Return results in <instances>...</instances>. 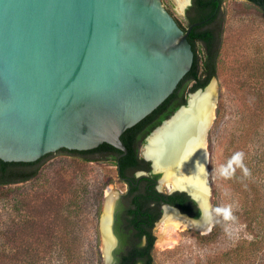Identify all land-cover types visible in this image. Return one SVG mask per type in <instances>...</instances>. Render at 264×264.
I'll list each match as a JSON object with an SVG mask.
<instances>
[{
	"label": "water",
	"instance_id": "95a60500",
	"mask_svg": "<svg viewBox=\"0 0 264 264\" xmlns=\"http://www.w3.org/2000/svg\"><path fill=\"white\" fill-rule=\"evenodd\" d=\"M201 23L185 31L163 0H0V158L35 162L67 153L62 148L91 150L103 143L126 155L122 134L157 109L191 70L195 52L188 35ZM214 81L190 92L186 104L147 136L145 147ZM144 156L161 181L164 173ZM176 190L188 193L201 215L165 207L205 221L198 230L210 232V195L204 209L189 190L170 191ZM115 204L116 198L114 210ZM111 231L116 244L105 254L107 264H114L118 244L113 224Z\"/></svg>",
	"mask_w": 264,
	"mask_h": 264
},
{
	"label": "rangeland",
	"instance_id": "374dc122",
	"mask_svg": "<svg viewBox=\"0 0 264 264\" xmlns=\"http://www.w3.org/2000/svg\"><path fill=\"white\" fill-rule=\"evenodd\" d=\"M163 2L187 26L189 0ZM223 11L222 51L218 74L213 77L217 104L207 134L206 170L214 222L208 233L195 228L183 230L173 247L155 244V264H220L225 252L242 239H251L244 214L247 201L235 189L231 175L237 153L241 152V166L255 165L252 175L259 181L264 199L261 134L256 143L245 148L248 143L240 137L245 135L246 126L240 123L239 103L248 98L251 83L244 65L254 59L264 43V11L248 0H224ZM126 189L111 162L53 153L41 163L35 178L0 186V264H107L101 219L108 190L119 199ZM162 190L167 191V187ZM215 224L219 230L211 237Z\"/></svg>",
	"mask_w": 264,
	"mask_h": 264
},
{
	"label": "trees",
	"instance_id": "16d2710c",
	"mask_svg": "<svg viewBox=\"0 0 264 264\" xmlns=\"http://www.w3.org/2000/svg\"><path fill=\"white\" fill-rule=\"evenodd\" d=\"M250 2L264 11L263 0H250ZM222 3L223 0H195L194 7L198 9V13L195 17L188 19L187 26H184L175 17L185 31L192 24L202 22L200 25L194 26L188 35L195 52L193 66L175 91L157 109L122 134L121 139L128 150L126 155L120 157L123 151L108 143H103L91 150L80 151L62 148L58 151L76 155L84 161L111 162L119 167L122 176L134 173L140 168L150 170V162L144 160L139 153L144 138L181 105L186 104L188 93L206 87L212 78L218 74L224 34V11L222 15L220 14ZM244 67V72H249L251 83L247 89L248 98L239 101L242 112L240 123L246 126L245 135L240 139L248 143L245 147L247 148L249 143H256V137L261 134L260 150L263 153L261 161L264 163V43L258 48L254 59ZM156 119L157 121L154 123L153 121ZM244 150V148H238V151L247 152ZM240 154L241 152L237 153L236 163L231 165V175L234 178L235 189L240 192L243 199L246 198L247 205L244 206V214L247 216L246 226L252 237L251 239H242L231 251L225 252L223 254L224 259L220 264H227L228 262L229 264H264V199L263 195H260L262 188H260L259 181L254 180L252 175L255 165L246 161L248 164L244 163L241 166L239 164L242 160L239 157ZM52 155L53 153H48L35 162H8L0 158V186L26 182L35 178L40 171L43 160ZM158 176L142 177L139 181V187H133L140 190L141 193L134 199L135 208L130 210L133 216L130 219V224L137 231L139 238L144 235L148 236V244L143 247L134 246L127 255L123 256V259H120L118 264H135L138 260H142L145 264H155L154 255L151 252L154 246V237L151 236L145 218L161 203L165 202L177 206L184 213L194 217L200 215L196 202L187 193L164 194L159 192L152 182L153 178ZM132 179L136 181L134 175ZM158 216L157 214L156 219ZM217 230H219V226L215 224L210 236L214 237L218 232ZM145 257H147L146 260H144Z\"/></svg>",
	"mask_w": 264,
	"mask_h": 264
},
{
	"label": "bare ground",
	"instance_id": "6f19581e",
	"mask_svg": "<svg viewBox=\"0 0 264 264\" xmlns=\"http://www.w3.org/2000/svg\"><path fill=\"white\" fill-rule=\"evenodd\" d=\"M216 104L217 83L214 81L204 91L194 94L189 106L155 131L144 148V154L153 159L155 169L164 173L161 187L189 190L201 201L204 209L208 208L210 195L206 170L207 134L214 119ZM114 195L113 191L108 190L101 220L104 252L107 256L116 244L111 231L116 198ZM204 222L194 221L181 215L177 209L166 207L158 223L157 245L162 248L173 247L183 230L199 229Z\"/></svg>",
	"mask_w": 264,
	"mask_h": 264
},
{
	"label": "flooded vegetation",
	"instance_id": "af4514ba",
	"mask_svg": "<svg viewBox=\"0 0 264 264\" xmlns=\"http://www.w3.org/2000/svg\"><path fill=\"white\" fill-rule=\"evenodd\" d=\"M194 1L195 0H192V2L190 3V6L187 8V18L188 19H191V18L195 17L197 15V13H198V9L196 7H194ZM248 1L250 2V0H248ZM223 4H224V0H223V3L221 4V7H220V14L221 15H222V12H223ZM188 95H189V93H188ZM155 121H157V119L154 120L153 122L155 123ZM147 136L144 138V141L140 145V150H139L140 152L139 153H140V156L144 160L150 162V170H145L144 168H140V169L136 170L134 173H129V174L125 175V176H122L120 174L119 167L117 165H115L117 167L119 178L121 179V181H123L124 183L127 184V189H126L125 192H123L120 195L119 199H116V204H115L113 229H114V233H115V235H116V237L118 239V244H117V246L115 247V249L113 251L114 264H118L120 262V259H123V256L127 255L129 253V251H131L133 249L134 246L143 247V246L148 244V236L144 235L143 237L139 238L138 235H137V231L130 224V219H132V217H133L132 214L130 213V210L135 208V206L133 205L134 199L139 193H141L140 190L134 189L133 187H135V188L139 187L140 179L142 177H151L152 178L154 175H159L157 178H153V181H152L154 183L156 189L159 192L164 193V194H173L175 192H184V191H179V190L171 192L170 191L171 189H169V188H167V191H163L162 190L161 181H160V178L162 177V174L161 173H152V162L145 158L144 153H143V155L141 154V148L143 146L145 147ZM120 157H122V156L120 155ZM142 170L150 172V173L148 175H146V176H138L137 172L138 171H142ZM133 175L135 176L136 181H134L132 179ZM159 187H161V189ZM196 204H197V207L200 210V215H201V209H200V207H199L197 202H196ZM166 205L174 206V205H171V204L163 202L157 207V209L155 208V210L152 213H148L146 218H145L146 219V225L151 231V236L154 237V243H153L154 246H153V248L151 250L152 254H153V250H154L155 244H157V240L159 238L158 237V233L155 234V229L158 227V223L161 221V219L163 217L164 209L166 208L165 207ZM174 207H177V206H174ZM177 208H179V207H177ZM157 214L159 216L156 219ZM192 217H194V216H192ZM195 218H197V217H195ZM146 259H147V257L144 258V260H146ZM135 264H145V262H143L142 260H138Z\"/></svg>",
	"mask_w": 264,
	"mask_h": 264
}]
</instances>
